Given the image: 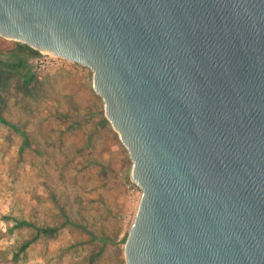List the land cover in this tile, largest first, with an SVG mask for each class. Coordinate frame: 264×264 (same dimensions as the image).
I'll return each mask as SVG.
<instances>
[{
    "label": "water",
    "instance_id": "water-1",
    "mask_svg": "<svg viewBox=\"0 0 264 264\" xmlns=\"http://www.w3.org/2000/svg\"><path fill=\"white\" fill-rule=\"evenodd\" d=\"M0 37L92 72L141 191L125 264H264V0H0Z\"/></svg>",
    "mask_w": 264,
    "mask_h": 264
},
{
    "label": "rangeland",
    "instance_id": "rangeland-1",
    "mask_svg": "<svg viewBox=\"0 0 264 264\" xmlns=\"http://www.w3.org/2000/svg\"><path fill=\"white\" fill-rule=\"evenodd\" d=\"M49 55L0 37V264H125L131 162L92 72Z\"/></svg>",
    "mask_w": 264,
    "mask_h": 264
},
{
    "label": "trees",
    "instance_id": "trees-1",
    "mask_svg": "<svg viewBox=\"0 0 264 264\" xmlns=\"http://www.w3.org/2000/svg\"><path fill=\"white\" fill-rule=\"evenodd\" d=\"M23 48H24L25 51L24 50L23 51L19 50L18 51V54H24V55L38 54V53H33V51H30L29 49H26L25 47H23ZM33 79H34L33 76L31 78H27V80L25 82V86L26 87H29L31 85ZM23 225H26V224L25 223H19V224L16 225L15 228H17L19 226H23ZM36 232H37V235L38 236L44 235V236H48L49 237V236H52L54 233H56V229H49V228H46V229H36ZM30 244H31V242H27V243L23 244L21 246V251L25 250Z\"/></svg>",
    "mask_w": 264,
    "mask_h": 264
},
{
    "label": "built area",
    "instance_id": "built-area-1",
    "mask_svg": "<svg viewBox=\"0 0 264 264\" xmlns=\"http://www.w3.org/2000/svg\"><path fill=\"white\" fill-rule=\"evenodd\" d=\"M42 53V52H41ZM46 54H48V53H46ZM49 56H51L52 58H57V57H53L52 55H49ZM60 59V58H59ZM35 64L36 65H38V67L40 68V69H42V68H44L46 65V63H44L43 61H41V60H38V59H35ZM127 190L129 191V193L131 194V195H133L134 197H137L138 198V200L140 199V196H141V191H140V189L135 185V184H133L131 181L128 183V185H127Z\"/></svg>",
    "mask_w": 264,
    "mask_h": 264
},
{
    "label": "bare ground",
    "instance_id": "bare-ground-1",
    "mask_svg": "<svg viewBox=\"0 0 264 264\" xmlns=\"http://www.w3.org/2000/svg\"><path fill=\"white\" fill-rule=\"evenodd\" d=\"M50 54V53H49Z\"/></svg>",
    "mask_w": 264,
    "mask_h": 264
}]
</instances>
